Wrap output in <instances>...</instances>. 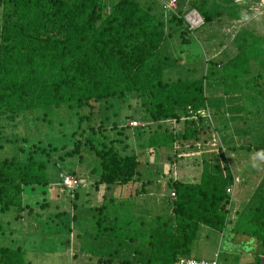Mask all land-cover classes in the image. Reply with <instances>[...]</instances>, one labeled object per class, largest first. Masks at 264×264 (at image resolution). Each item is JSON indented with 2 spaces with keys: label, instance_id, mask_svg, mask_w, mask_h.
<instances>
[{
  "label": "trees",
  "instance_id": "16d2710c",
  "mask_svg": "<svg viewBox=\"0 0 264 264\" xmlns=\"http://www.w3.org/2000/svg\"><path fill=\"white\" fill-rule=\"evenodd\" d=\"M187 1L185 8L179 0L166 8L164 0H0V116L13 120L19 113L37 107L86 106L87 111L77 115V124L69 132L72 146L63 154L80 155L85 145L97 156L96 163L88 169L96 175L93 185H123L139 179L138 154L125 151L128 147L125 136L111 137L107 142L96 136L107 128L100 119L86 128L82 123L90 114L98 112L101 103L106 102L104 109H110L119 99L130 96L143 118L139 126L142 129L149 123L155 126L147 132L144 145L160 146L172 141L176 148L172 156H167V171L171 170L172 161L181 159L176 176L167 178L174 196H167L170 206L166 218L158 215L145 225L140 221L143 226L139 230L120 234L117 211L108 209L104 199L93 207L95 236L103 235L106 242L108 237L115 240L112 251L95 258L98 264H171L179 255H190L200 224L223 234L233 220L243 225L241 231L248 229L249 236L264 250V173L260 168L259 179L253 182L254 177L249 176L247 169L257 162L244 158L243 166H232L231 157L234 153L244 157L253 150L255 159L264 153V131H258L253 139L251 128L248 130L257 122L252 121L253 113L264 108V72L259 65L263 59L262 41L259 43V38L249 41L253 33L238 28L231 38L236 50L224 60L216 59V55L204 57L205 72L199 76L165 75L180 58L174 52L177 48L169 46L174 35L179 37V43H189L191 31L211 15L217 16L216 7H221L231 18L239 17L234 4L221 0ZM190 8L202 16V22L195 28L188 27L184 18ZM189 68L195 66L190 63ZM208 78L211 80L207 81ZM217 82L222 83L221 92L227 96L224 100L228 104L224 106L225 118L219 119L216 125L213 121L216 114L214 110L211 114L209 109L208 93L213 91L211 87H219ZM216 94L220 97V92L215 93L216 104H225ZM234 95L240 99L229 102ZM200 107L208 109L209 118L190 116ZM111 113L116 115L117 109ZM181 114L186 117L179 118ZM107 117L105 113L103 119ZM171 118L174 123L169 121ZM166 122L170 125L166 126ZM228 125L236 143L227 141L229 137L221 134L220 143L211 145L212 134ZM108 127L116 134L121 133L122 125L116 128L115 120ZM21 140L25 142L24 137ZM115 141L122 142L120 150ZM188 145L193 149L187 154L185 146ZM208 146L216 147L221 163L213 158L214 153L211 156L200 153V159L193 153ZM16 148L22 156L0 158V211L14 207V217L29 207L24 191L48 183L46 160L37 154L55 150L56 146L31 141L28 146L16 144ZM258 159L259 165L264 166V158ZM189 160L203 166L183 177ZM67 174L75 175L73 171ZM233 175L238 181L230 194L225 187ZM145 183L141 180L133 193L142 191ZM238 183L243 185L245 197L232 215ZM75 189L72 195L76 197ZM230 230L234 228L226 229V236ZM0 264H24L21 248L0 244Z\"/></svg>",
  "mask_w": 264,
  "mask_h": 264
},
{
  "label": "rangeland",
  "instance_id": "374dc122",
  "mask_svg": "<svg viewBox=\"0 0 264 264\" xmlns=\"http://www.w3.org/2000/svg\"><path fill=\"white\" fill-rule=\"evenodd\" d=\"M157 1L160 2V0ZM179 1L182 2L181 7L185 8L187 6V0ZM221 1L228 5L234 4L238 9L239 17L231 18L225 11H222L221 7H216L217 16L211 15L200 26L191 31L189 43H179V37L174 35L169 46L177 48L174 52L177 55L179 54L180 60L178 59L177 63L165 75L169 77L176 75L181 77L199 76L205 72L204 57L216 55V59L221 57L219 59L224 60L236 50V44L231 38L238 28L252 32L254 37H248L249 41L259 38V43L262 41L261 48L264 49V39L261 37L264 36V0ZM191 11L197 13L193 8H190L186 11L184 17L189 18L188 13ZM196 18L200 20L199 15H196ZM200 42H202L201 45ZM254 45L252 44V46ZM195 52L200 56L196 57ZM183 56L187 59H182ZM261 57L264 60V50ZM262 60L259 65L264 72V61ZM190 63L195 66L194 69L189 68ZM209 80L211 78L207 79V81ZM216 85L219 87H211L213 91L210 94L208 93L209 109L211 114L213 110L216 114V120H213L215 123L219 119L225 118L224 106L228 104V101L224 100L227 96L221 92L223 89L222 83L217 82ZM214 92H220V97L216 94L217 98L225 104H216ZM234 99L239 100L240 98L234 95L229 102L236 101ZM106 104V102L101 103L98 112L90 114L82 125L86 128L89 124L95 125L100 119L101 123L107 128L105 131L97 133L96 136H99L100 139L104 138L105 142L111 137L123 138L125 136L124 141L128 144L125 151L138 154L139 179L129 181L123 185L113 184L107 187L104 184L93 185L96 175L90 173L88 169L96 163L97 156L88 150L85 145L81 147L80 155L75 153L72 155L63 154L64 150L72 146V137L69 132L77 124V115L84 110L87 111L86 106L67 108L63 104H59L57 106L37 107L19 113L13 120L0 116V143L3 142V146L0 147V158L11 155L15 157L22 156L23 154L17 150L16 144L28 146L31 141H34L39 144L49 142L51 145L56 146L55 150L37 154V156L46 160L45 175L48 183L43 186L36 185L29 192L24 191L23 197H27L29 210L24 207L20 210V215L15 217L16 210L14 207L0 211V244L18 245L22 250L24 264H98L95 258L112 251L114 249L113 242L115 241L114 238L108 237L109 241L106 242L103 235L95 236V230L92 226V214H95L93 207L101 199H104L108 209L117 211L116 224L120 226V234L139 230L143 225L150 224L158 215H161L162 218H166L168 215L170 204L167 196L170 195V188L165 178L173 175L174 168H171L170 171L166 170L169 163L167 156H172L173 149L176 147L172 141H165L160 146L144 145L146 142H143L147 132L152 131L155 126L154 123H149L146 125L147 127L142 129L139 125H128L127 122L131 119L127 117L128 114H132L133 118H136L139 122L143 119L139 113V107L130 100V96L119 99L110 109H104L103 106ZM92 108L95 110L97 106L94 105ZM112 109L114 111L117 109L116 115L111 113ZM105 113H108L107 119H103ZM42 116H45V118L42 119ZM251 118H253L252 121L256 120L258 122L255 126L248 128V130L251 128L250 134L252 135L250 137L254 139L258 131H264V108L257 111V113H253ZM112 120H115L116 128H119L118 125H122L121 133L116 134L114 129H109L108 126L111 125ZM260 124L262 125L260 126ZM165 125L169 126L170 123L166 122ZM176 125L178 123L174 126ZM220 131L217 130L216 135L218 143L222 140L221 134H225L227 138L229 137L227 141L236 143L237 139H234L235 136L230 125L220 129ZM96 136L95 139H97ZM21 137L25 138V142L21 140ZM12 138L18 139L8 141ZM121 143V141H115V146L119 150ZM185 147L187 154L189 149L190 151L193 149L189 145ZM148 149H152V153ZM179 149L180 147H177V150ZM215 149L212 147L213 158L217 163H221L220 155L216 154ZM193 153L200 156V153ZM255 153L251 150L249 155L244 157L240 153H234L231 156L234 162L232 166H243L244 158L257 162L249 165L247 169V172L250 173L249 176L254 177L253 182L259 179L257 173L260 172V168L262 169L261 172L264 173V166L259 165L258 162L260 160L258 157L263 159L264 153L254 159ZM197 158L200 159L201 156ZM177 161L176 168L181 159ZM188 163V165L184 164L186 167L182 172L183 177H186L185 173L201 169V166H203L201 163L197 165L190 162V160ZM59 171L66 173L73 171L79 178V184L75 189L76 197L72 195V191L64 189L58 184ZM141 180L147 181L143 186V190L136 194L133 193L134 188L140 187ZM244 197V187L238 183L233 199L234 207L231 209L232 215L233 209L241 205ZM111 199L112 203H110ZM73 215L74 217H72ZM127 220H129L128 223ZM232 227L234 228V232H230L232 236H226V229ZM241 228L244 229L243 225L233 220V223L230 222L227 228L225 227L222 234L215 228L200 224L190 248V255L205 259L215 258L219 264H264V250L254 242V239L252 241L248 238V229L243 230L247 234L244 235L243 231L240 230ZM121 237H124V235ZM134 244L138 243L134 241ZM119 254H121L120 251L117 254L118 257H120Z\"/></svg>",
  "mask_w": 264,
  "mask_h": 264
},
{
  "label": "built area",
  "instance_id": "2783aa9c",
  "mask_svg": "<svg viewBox=\"0 0 264 264\" xmlns=\"http://www.w3.org/2000/svg\"><path fill=\"white\" fill-rule=\"evenodd\" d=\"M174 2L175 0H164L163 5L166 8H171L172 6H174ZM193 10L197 12L194 8ZM193 14L195 13L191 11L188 13L189 18L184 17L185 21L188 23V27L190 28H195L197 25H199L202 22V16L198 12L195 15ZM196 15L200 16V20H197ZM196 115L204 116L206 118H209L210 116L208 109L204 107L197 108L195 112H192L190 114L191 117H195ZM183 117H186V115L181 114L179 118H183ZM169 121L174 123V118H171ZM127 123L131 126H135V125L138 126L142 124V122H139L136 118H131ZM216 135L217 132L212 134L211 141H209L211 145L215 144V142L217 141ZM197 145H199V143ZM58 177H59L58 184L62 186L64 189L73 191V189L79 184L78 177L73 174L59 172ZM237 181H238V177L236 175H233L231 183L225 187L228 193L230 194L232 193L233 186ZM169 194H170L169 196L171 197L174 196V192L172 189L169 191ZM171 264H218V262L216 261L215 258L205 259V258H198L192 255H179L172 261Z\"/></svg>",
  "mask_w": 264,
  "mask_h": 264
},
{
  "label": "crops",
  "instance_id": "0c3cea01",
  "mask_svg": "<svg viewBox=\"0 0 264 264\" xmlns=\"http://www.w3.org/2000/svg\"><path fill=\"white\" fill-rule=\"evenodd\" d=\"M236 137H234V139H235ZM199 153H201V155L202 154H204L205 156H211L212 154H213V152H212V148L210 147V146H208V147H206V148H204V150H201V152H199ZM176 163H177V161L175 162V160L174 161H172L171 162V168H174L173 170H174V172H173V175L171 176L172 178L174 177V176H176L175 174H176V170H177V168H178V164H177V168H176ZM180 167V166H179ZM178 171V170H177ZM170 173V172H169ZM168 177H170V176H167L166 178H165V180H167V178ZM167 182V181H166ZM78 186V185H77ZM77 186L75 187V188H77ZM74 188V189H75ZM26 194H28V192H26ZM26 199H27V197H26ZM230 232H234V231H232V230H230ZM243 234L244 235H247L245 232H243ZM230 235V237L232 236V233H230V234H228L227 236H229ZM248 236V238H250L252 241H253V239L249 236V235H247ZM210 259V258H209Z\"/></svg>",
  "mask_w": 264,
  "mask_h": 264
}]
</instances>
